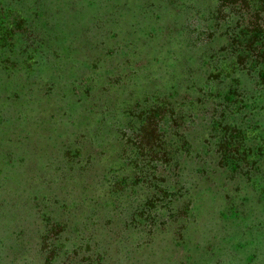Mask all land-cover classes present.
<instances>
[{"label":"rangeland","instance_id":"374dc122","mask_svg":"<svg viewBox=\"0 0 264 264\" xmlns=\"http://www.w3.org/2000/svg\"><path fill=\"white\" fill-rule=\"evenodd\" d=\"M179 4L0 0V264H264V100Z\"/></svg>","mask_w":264,"mask_h":264},{"label":"trees","instance_id":"16d2710c","mask_svg":"<svg viewBox=\"0 0 264 264\" xmlns=\"http://www.w3.org/2000/svg\"><path fill=\"white\" fill-rule=\"evenodd\" d=\"M179 6V11L185 16L191 15L190 12H194L192 15L197 14L198 28L208 30L206 38L219 45L212 53L216 60H221L219 68L221 69V64H223L231 67L234 73L238 70L244 71L254 79V85L259 87L260 92L261 87L264 86V0H180ZM202 34L203 31H200V35ZM232 71L229 72L232 74L231 81L238 85L239 80L233 76ZM231 90H226L223 100L232 97L231 104H236L235 94H231ZM256 91H258L257 88ZM259 92H257L258 102L261 98L264 100V94L261 96ZM257 101L254 99L253 103L258 104ZM158 104L154 111L149 108L142 113L139 121V130L144 129L147 135L139 136L143 135L146 140V146L139 150L146 149L148 153H151V150L155 152L156 142L159 139V135H156L157 131L167 138H173L174 134H177L171 124L172 119L167 114V104L163 102V107L162 103ZM260 108L264 110L263 106ZM162 109L163 112H160L159 110ZM161 116L160 121L165 120L166 123L164 129L162 126L158 127L160 121L156 124V117L159 119ZM182 142L185 143L184 140ZM163 146L170 150L168 145L163 144ZM232 152L235 153L229 148L226 149L229 157L232 156ZM230 161L231 168L236 166L234 158Z\"/></svg>","mask_w":264,"mask_h":264}]
</instances>
